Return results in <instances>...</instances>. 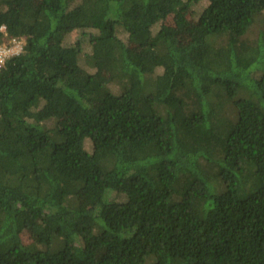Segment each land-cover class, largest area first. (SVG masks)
Wrapping results in <instances>:
<instances>
[{
	"label": "trees",
	"instance_id": "1",
	"mask_svg": "<svg viewBox=\"0 0 264 264\" xmlns=\"http://www.w3.org/2000/svg\"><path fill=\"white\" fill-rule=\"evenodd\" d=\"M200 1L0 0V264H264V0Z\"/></svg>",
	"mask_w": 264,
	"mask_h": 264
},
{
	"label": "rangeland",
	"instance_id": "2",
	"mask_svg": "<svg viewBox=\"0 0 264 264\" xmlns=\"http://www.w3.org/2000/svg\"><path fill=\"white\" fill-rule=\"evenodd\" d=\"M207 5H208V2L206 0H201L197 5L193 6V9H192L193 10V14L192 15H188V18L191 21V24H194V22L197 20V17L199 15L200 11L203 10ZM263 17H264V12H263ZM256 31H257V28L255 27L254 31L248 35V38L249 39H254L255 35H256L255 34ZM78 36H79L78 32H73V33L69 34L67 36L66 40H65V43L72 44L78 38ZM179 39H180L179 41L181 43L185 42V37L184 36L180 37ZM90 52H91L90 44L87 41H85L83 43V50H82V53H81V55L79 57V59H80L79 62L82 63V64L84 62L85 68L87 70H89V72L93 73V72H95V69L94 68H90L89 66L88 67L86 66V60H85V57L83 56V54H89ZM111 88H112V90L114 92L118 91V88L115 85H112ZM85 147H86L87 150L91 149L90 141H86L85 142Z\"/></svg>",
	"mask_w": 264,
	"mask_h": 264
},
{
	"label": "built area",
	"instance_id": "3",
	"mask_svg": "<svg viewBox=\"0 0 264 264\" xmlns=\"http://www.w3.org/2000/svg\"><path fill=\"white\" fill-rule=\"evenodd\" d=\"M4 31V28H1ZM24 45V40L18 37H8L6 34L0 42V67L5 59L20 53Z\"/></svg>",
	"mask_w": 264,
	"mask_h": 264
}]
</instances>
